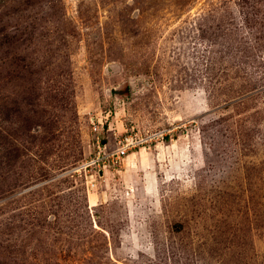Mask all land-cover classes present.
Listing matches in <instances>:
<instances>
[{
    "label": "rangeland",
    "instance_id": "rangeland-1",
    "mask_svg": "<svg viewBox=\"0 0 264 264\" xmlns=\"http://www.w3.org/2000/svg\"><path fill=\"white\" fill-rule=\"evenodd\" d=\"M0 264H264V0H0Z\"/></svg>",
    "mask_w": 264,
    "mask_h": 264
},
{
    "label": "built area",
    "instance_id": "built-area-1",
    "mask_svg": "<svg viewBox=\"0 0 264 264\" xmlns=\"http://www.w3.org/2000/svg\"><path fill=\"white\" fill-rule=\"evenodd\" d=\"M150 141V139H149ZM124 142L125 144L112 151V150H106V148L102 147V148H99V155L94 159V161H92L90 164H100L102 163L103 165L105 164H109L111 166H115L121 158H123L124 156H126L127 154V151L131 148H134L138 145H141L143 143H146L148 141L146 140H129V139H124ZM98 144V143H97ZM90 164H86L85 167H89Z\"/></svg>",
    "mask_w": 264,
    "mask_h": 264
}]
</instances>
